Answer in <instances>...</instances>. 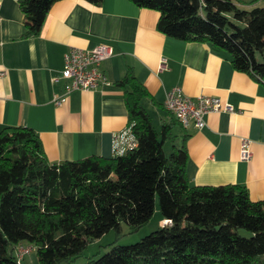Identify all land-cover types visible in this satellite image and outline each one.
<instances>
[{"label": "trees", "instance_id": "1", "mask_svg": "<svg viewBox=\"0 0 264 264\" xmlns=\"http://www.w3.org/2000/svg\"><path fill=\"white\" fill-rule=\"evenodd\" d=\"M60 0H19L24 37L36 36ZM98 5L101 0H86ZM159 13L156 28L183 42L208 44L232 67L264 84V4L243 9L237 0H129ZM136 146L123 155L50 163L28 127L0 129V264H20L18 245L36 249L38 264L70 262L121 223L147 224L157 197L159 226L129 245L83 264H264V199L244 186H195L184 167V145L166 154L170 125L156 130L131 71L117 82ZM243 230L249 235L240 234Z\"/></svg>", "mask_w": 264, "mask_h": 264}, {"label": "crops", "instance_id": "2", "mask_svg": "<svg viewBox=\"0 0 264 264\" xmlns=\"http://www.w3.org/2000/svg\"><path fill=\"white\" fill-rule=\"evenodd\" d=\"M250 9L264 0H237ZM159 13L129 0H60L48 11L40 32L24 37L19 0H0V129L23 126L39 137L50 163L89 156L110 158L112 135L129 124L125 88L117 82L131 71L147 92L141 100L153 126L170 125L164 149L184 145L185 175L195 186H244L252 201L264 199V84L236 71L230 57L208 44L183 42L156 28ZM99 44L114 55L102 70L111 85L101 91H74L56 106L63 82L53 83L70 48ZM164 62L160 68V62ZM216 97L233 113H209L206 125L187 127L165 110V92ZM155 120L157 126H155ZM251 158L240 159L242 140ZM163 219L160 218L158 226Z\"/></svg>", "mask_w": 264, "mask_h": 264}, {"label": "built area", "instance_id": "3", "mask_svg": "<svg viewBox=\"0 0 264 264\" xmlns=\"http://www.w3.org/2000/svg\"><path fill=\"white\" fill-rule=\"evenodd\" d=\"M114 55L111 46L99 44L91 50L70 48L63 56V67L52 78L53 83L63 82L62 93L54 99L56 106L61 105L66 96L74 91H101L111 85L102 64ZM164 62H160L162 68ZM5 74L0 71V77ZM163 106L182 127L192 123L201 130L205 127V117L209 113L228 112L233 113L234 108L216 97L200 95L195 98L183 94L180 87H174L165 92ZM136 146V139L131 132V125L126 129L112 135V151L114 156L123 155ZM250 142L242 140L240 145V159L249 161L251 158ZM169 220H162L160 226L169 225ZM31 246L18 245L15 255L20 260L29 254Z\"/></svg>", "mask_w": 264, "mask_h": 264}, {"label": "rangeland", "instance_id": "4", "mask_svg": "<svg viewBox=\"0 0 264 264\" xmlns=\"http://www.w3.org/2000/svg\"><path fill=\"white\" fill-rule=\"evenodd\" d=\"M154 123L155 126L158 127L156 120ZM165 152L166 154H169L171 152L168 146L165 148ZM155 202V209L152 217L147 224L143 225L138 230L131 231L126 224L121 223V230L118 234L115 230H110L109 232L103 234L100 238L91 241L83 250L82 254L79 255V257L70 262H64L61 264H83L89 258L97 259L100 255L109 251L108 244L112 242L117 245H129L136 243L144 236L150 234L152 231L156 230L159 227L158 223L161 218L158 210L157 197ZM240 234L244 236L249 235L243 230L240 231ZM20 264H38L36 258V249L32 248L29 254L25 255L23 259L20 260Z\"/></svg>", "mask_w": 264, "mask_h": 264}]
</instances>
